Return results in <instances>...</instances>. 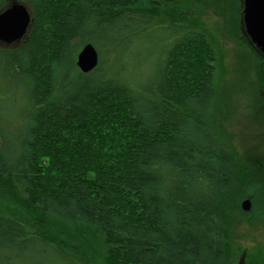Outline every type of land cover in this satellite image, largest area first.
<instances>
[{
	"label": "trees",
	"instance_id": "16d2710c",
	"mask_svg": "<svg viewBox=\"0 0 264 264\" xmlns=\"http://www.w3.org/2000/svg\"><path fill=\"white\" fill-rule=\"evenodd\" d=\"M179 1H18L32 18L20 44L0 43V190L39 230L0 209V264H237L234 214L264 219V180H247L237 150L205 121L220 58ZM9 6L0 0V14ZM87 44L107 57L84 74ZM47 220L94 234L99 251L40 231L54 227ZM246 264H264V246Z\"/></svg>",
	"mask_w": 264,
	"mask_h": 264
},
{
	"label": "rangeland",
	"instance_id": "374dc122",
	"mask_svg": "<svg viewBox=\"0 0 264 264\" xmlns=\"http://www.w3.org/2000/svg\"><path fill=\"white\" fill-rule=\"evenodd\" d=\"M9 2L11 5L13 0H9ZM179 2L180 4L177 6L179 16L183 18L184 22L207 35L216 47L220 58L217 105L214 113L205 121L215 126L237 150L242 165L250 175V177L246 176V179H253V183L258 187L257 183L264 180V75L245 40L246 34L241 28L240 19L234 18L232 12L234 1L180 0ZM171 3H174L173 0ZM241 16L242 14L240 18ZM23 39L18 43L20 44ZM12 45L15 46L16 43ZM96 48L101 57H107L99 45H96ZM113 51L115 49H112V54L117 58L118 54H125L121 49L116 54ZM116 63V60H112V67L116 66ZM131 65L133 66V63ZM124 66L123 64V69H125ZM262 188L256 197L264 203ZM255 193L257 194V192ZM0 196H3L0 199V209L3 212L12 213L14 219L27 223L32 231L39 230V227L26 215L28 213L11 205V200L1 190ZM245 200L251 201L249 198H245ZM251 203L253 207V202L251 201ZM255 211L258 214L261 212L264 214V209L261 210L259 207H256ZM234 216L237 217V220L239 219L237 214ZM237 220L233 227L234 241L243 250L237 264H246L249 252H252L254 248L258 249L264 246V219L260 220L261 223L259 221L251 226L249 222L243 221L241 224L237 223ZM47 221L49 225L55 223L54 227L40 231L54 233L53 229H56L64 233L61 240L74 244L80 241L88 245L89 250H93L94 253L99 251V244L92 241L94 234L88 238L77 226ZM88 241H91L92 244Z\"/></svg>",
	"mask_w": 264,
	"mask_h": 264
},
{
	"label": "water",
	"instance_id": "95a60500",
	"mask_svg": "<svg viewBox=\"0 0 264 264\" xmlns=\"http://www.w3.org/2000/svg\"><path fill=\"white\" fill-rule=\"evenodd\" d=\"M242 24L244 32L256 50L264 56V0H242ZM31 13L28 8L13 0L12 4L0 14V42L12 45L20 42L28 33ZM99 64V53L92 44L84 46L77 56V67L88 74ZM1 146V145H0ZM244 212L252 210L250 200L241 204Z\"/></svg>",
	"mask_w": 264,
	"mask_h": 264
}]
</instances>
